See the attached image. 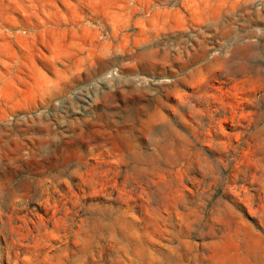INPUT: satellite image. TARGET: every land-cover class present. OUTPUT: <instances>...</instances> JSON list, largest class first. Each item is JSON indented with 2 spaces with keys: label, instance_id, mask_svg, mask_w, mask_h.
<instances>
[{
  "label": "rangeland",
  "instance_id": "obj_1",
  "mask_svg": "<svg viewBox=\"0 0 264 264\" xmlns=\"http://www.w3.org/2000/svg\"><path fill=\"white\" fill-rule=\"evenodd\" d=\"M0 264H264V0H0Z\"/></svg>",
  "mask_w": 264,
  "mask_h": 264
}]
</instances>
